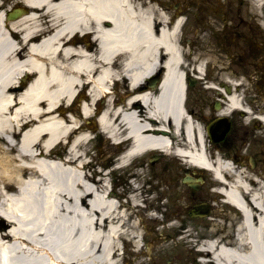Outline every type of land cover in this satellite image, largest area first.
Masks as SVG:
<instances>
[{
    "label": "bare ground",
    "instance_id": "bare-ground-1",
    "mask_svg": "<svg viewBox=\"0 0 264 264\" xmlns=\"http://www.w3.org/2000/svg\"><path fill=\"white\" fill-rule=\"evenodd\" d=\"M21 1L26 13L13 21L0 4V264H118L122 247L134 264H146L138 240L145 206L137 205L145 192L132 183L126 196L109 191V174L81 152L94 107L111 143L122 135L132 140L115 169L124 168L125 157L159 152L204 169L217 183L223 203L216 206L225 210L206 220L205 239L194 238V222L169 221L191 245L181 247L186 253L198 264H264V183L250 188L231 162L212 154L182 110V19L171 21L170 12L144 0ZM87 31L94 43L84 39ZM161 63L167 76L157 94L144 97L148 110L113 101L118 65L135 76ZM79 88L85 94L71 103ZM153 127L167 137L147 134Z\"/></svg>",
    "mask_w": 264,
    "mask_h": 264
},
{
    "label": "flooded vegetation",
    "instance_id": "flooded-vegetation-1",
    "mask_svg": "<svg viewBox=\"0 0 264 264\" xmlns=\"http://www.w3.org/2000/svg\"><path fill=\"white\" fill-rule=\"evenodd\" d=\"M19 5L16 0L11 8L4 7L5 19ZM177 8L178 15H184L178 33L183 64L177 67L182 110L199 127L208 147L243 171L255 188L256 181L264 183V0H182ZM82 35L93 43L90 31ZM166 69L164 64L148 65L147 73L133 76L118 65L111 82L113 101L148 110L151 105L144 97L159 92ZM149 129L147 134L167 136L163 130ZM131 144L122 135L112 147L118 156H126ZM135 163L134 157H125L123 164Z\"/></svg>",
    "mask_w": 264,
    "mask_h": 264
},
{
    "label": "rangeland",
    "instance_id": "rangeland-1",
    "mask_svg": "<svg viewBox=\"0 0 264 264\" xmlns=\"http://www.w3.org/2000/svg\"><path fill=\"white\" fill-rule=\"evenodd\" d=\"M16 2V0H0V4L3 7L11 8L13 4ZM4 3V4H3ZM5 9V8H4ZM76 106L74 105V108ZM84 123V122H83ZM91 133L92 129H91ZM102 142V141H101ZM100 141L97 137L90 140L89 143L85 144L83 147H81V152L87 154L86 158L92 160L91 165L98 169H102L105 172H109L113 167L105 169L102 168L101 162H99V154L96 152L98 148L102 145H100ZM102 148V146H101ZM104 152H106L105 158H116V153L114 149L109 148L108 145L104 146L102 148ZM153 155L147 156L144 160L140 158L141 160L146 162V164L142 167L144 169V173L142 174L141 179H137L140 187H142V192L145 190L144 197L142 198V201L146 199L147 205L152 204L155 205L154 213L160 216V213H162V224L160 222H152L148 219L147 214L153 213V211L148 212L147 214H140L139 221L142 223V225L146 226L147 230H144L145 228L140 227L139 229V237L138 240L140 242V245H145L148 243L151 248V254L150 256L144 255L141 257L142 262H147L148 264L151 262H156L157 264H165L166 258H169L168 256H172L173 262L172 264H196L195 259L192 258L191 254L186 253L184 249H189L191 245H185L180 240V235H177L175 233V230H169V226L171 222H169L171 219H174L175 221H172L173 223H176L179 225L181 223L180 221L184 220L186 224H188L190 221L194 222L193 229L195 231L199 232V235L202 234V232H206V220H192L191 218H188L187 216V210L192 204V202H196L197 198L201 195L203 199L209 200L212 198L218 197L215 193V189L217 187V183L211 179V175L206 174V184L204 185V188L198 193L193 192L189 188H187L184 184L180 182L179 178H175L176 173H180L182 177L183 176V168L185 165H183L180 161H176L174 159H167L165 156H162V158L158 160L150 159V157ZM149 160L152 161V163L148 162ZM180 162V163H179ZM100 165V166H99ZM139 166V164L137 165ZM142 168L140 167V172L142 171ZM90 170L93 168H89ZM137 169V168H136ZM114 170H117L114 168ZM132 171L133 173L135 169H125L123 171H117L116 173H124ZM164 171H167L164 173ZM109 177V176H108ZM119 178V177H117ZM108 180V179H107ZM115 181V180H114ZM109 182V181H108ZM133 179L129 181L128 186H124L123 191L130 188L131 183H133ZM146 182H150V184H147ZM161 185V186H160ZM112 188L119 192L120 190H117L115 186L112 185ZM152 194V196H151ZM123 195H126V193L123 192ZM151 196V198L149 197ZM219 198V197H218ZM200 199V198H198ZM140 200V199H139ZM143 202H140L143 204ZM217 202V199H216ZM154 203V204H153ZM219 202H217L218 204ZM220 206V205H219ZM188 207V208H186ZM213 207V206H212ZM221 207L217 206V211ZM215 210V208H214ZM213 208L211 211V217L215 216V212ZM222 210H225L223 208ZM177 218V219H176ZM189 227V226H188ZM199 240V238H198ZM146 242V243H145ZM145 243V244H144ZM175 244H179L180 247H175L174 251H171V248H168L169 246H174ZM183 247L184 249H182ZM135 258V257H133ZM152 261H151V260ZM158 259V260H156ZM122 261H127L125 258L120 259V263ZM131 261H134V259H131ZM124 264V263H123Z\"/></svg>",
    "mask_w": 264,
    "mask_h": 264
}]
</instances>
